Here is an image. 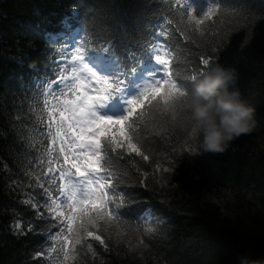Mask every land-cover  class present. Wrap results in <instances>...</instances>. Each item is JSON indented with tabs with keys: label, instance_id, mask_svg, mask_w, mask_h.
Listing matches in <instances>:
<instances>
[{
	"label": "trees",
	"instance_id": "obj_1",
	"mask_svg": "<svg viewBox=\"0 0 264 264\" xmlns=\"http://www.w3.org/2000/svg\"><path fill=\"white\" fill-rule=\"evenodd\" d=\"M206 1L219 7V16L205 23L228 33L222 44L216 40L211 64L235 69L232 89L256 107L259 126L225 153H204L197 140L191 141L192 151L181 148L189 139L182 127L160 117L150 121L143 141L149 160L125 153L113 164L123 181L133 182L128 191L138 203L131 207L141 215L154 209L164 223L149 217L139 222L143 235L131 244L113 240L105 251L93 242L99 253L95 260L82 251L69 264H237L242 254H264V0ZM73 5H82L81 15L127 24L126 40L135 51L138 34L132 29L172 18L168 9L175 0H0V264H47L36 255L45 242L38 227L44 222L35 220L36 210L24 203L25 193L32 191L25 172L38 155L30 145L39 147L43 139L41 105L29 89L55 57L44 33L59 32ZM167 29L162 42L175 50L174 71L190 88L188 78L205 70L201 57L209 49L198 34L189 38L176 31L175 23ZM139 35L141 43L152 42ZM212 38L209 32L208 41ZM14 221L22 233L12 231ZM30 221L35 231H27Z\"/></svg>",
	"mask_w": 264,
	"mask_h": 264
},
{
	"label": "snow or ice",
	"instance_id": "obj_2",
	"mask_svg": "<svg viewBox=\"0 0 264 264\" xmlns=\"http://www.w3.org/2000/svg\"><path fill=\"white\" fill-rule=\"evenodd\" d=\"M81 6H72L59 32L44 33L47 43L62 42V46L47 62L43 78H37L29 89L41 105L38 123L43 139L39 147L30 145L38 155L29 160L31 167L25 172L26 187L32 191L25 193L24 203L36 210L35 220L44 222L38 227L45 242L36 255L47 264H69L82 251L95 260L99 253L93 242L108 251L113 240L117 245L125 239L131 244L132 238L143 235L140 221L151 217L157 224L164 223L154 209L141 215L131 207L138 203L136 194L128 191L133 182L122 180L113 160L125 159V153L149 160L145 129L157 117L182 127L189 139L181 148L192 151L191 129L167 107L171 103L179 110L176 98L188 89L174 71L175 50L160 40L168 36L167 26L175 23L176 31L189 38L190 33L198 34L205 41L209 51L201 57L204 71L218 47L216 40L222 44L228 39L226 31L221 34L214 23H205L219 16L218 6H210L197 17L184 0H175V7L168 9L172 18L161 17L132 29L139 46L132 51L134 45L126 40L130 35L127 24L81 15L77 10ZM141 33L152 42L141 43ZM102 71L110 74L102 76ZM204 71L197 70L188 79L192 82ZM137 73H143L144 79L132 85ZM132 86L138 93L128 99L124 93ZM116 98L127 104L123 117L98 115L97 107ZM14 227L23 232L19 221H14ZM27 231H35L32 221Z\"/></svg>",
	"mask_w": 264,
	"mask_h": 264
},
{
	"label": "clouds",
	"instance_id": "obj_3",
	"mask_svg": "<svg viewBox=\"0 0 264 264\" xmlns=\"http://www.w3.org/2000/svg\"><path fill=\"white\" fill-rule=\"evenodd\" d=\"M236 78L235 69L211 64L176 98L179 110L171 103L167 106L182 116L204 153H225L232 142L259 126L256 107L232 89ZM237 264H264V254H242Z\"/></svg>",
	"mask_w": 264,
	"mask_h": 264
},
{
	"label": "rangeland",
	"instance_id": "obj_4",
	"mask_svg": "<svg viewBox=\"0 0 264 264\" xmlns=\"http://www.w3.org/2000/svg\"><path fill=\"white\" fill-rule=\"evenodd\" d=\"M184 2L191 6V9L194 11V13L196 12L201 16L210 7V5L207 4V2L204 0H185ZM160 40H161V37H160ZM161 42H162V40H161ZM57 45H59L61 47L62 43L57 44ZM55 48H56V45H55ZM100 74L106 75L107 73L102 71ZM143 79H144V74L143 73H137V75L130 81V83L132 85H135L137 83H141L143 81ZM125 92L128 94V99H131V98H135V96L138 93V89L136 87L132 86L129 89L127 88ZM119 101H120V99L116 98V100L107 102L105 107H102V108L97 107L96 111H97L98 115H100V116L113 115L115 112H117V109L119 108L121 110V113L116 118L123 117L126 114L125 109L127 107V104L124 101H123V103L125 105H123V103L119 104ZM20 227H21V224H20ZM11 229L14 233L20 232L19 230L15 229L14 224H12Z\"/></svg>",
	"mask_w": 264,
	"mask_h": 264
}]
</instances>
